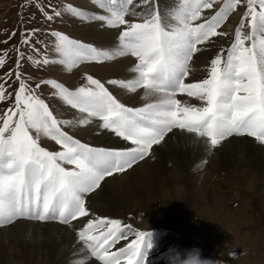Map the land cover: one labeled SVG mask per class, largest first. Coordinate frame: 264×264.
<instances>
[{
    "label": "snow or ice",
    "instance_id": "1",
    "mask_svg": "<svg viewBox=\"0 0 264 264\" xmlns=\"http://www.w3.org/2000/svg\"><path fill=\"white\" fill-rule=\"evenodd\" d=\"M106 15L89 16L67 5L66 11L85 21L102 22V27L122 28L118 46L98 49L52 31L59 63L68 70L82 62L113 60L131 56L135 63L129 80H108L107 84L135 92L143 88L154 102L132 108L121 103L105 83L85 74L87 83L75 90L54 79L40 80L35 87L19 72L24 53L17 49L14 103L0 115V226L18 219L55 220L70 224L92 215L85 195L98 189L115 173H123L150 155L174 129L205 138L215 148L232 136H248L264 145V0H224L214 14L216 0H176L162 12L159 0H96ZM39 7V5H37ZM244 8L234 29L230 46L221 48L210 61L207 77L186 82L193 56L216 38L229 37L221 31L229 13ZM140 9V11H137ZM47 21L61 15H49ZM129 15L135 17L129 20ZM39 29H25L22 45H30ZM16 32H12L14 37ZM7 43V41H4ZM38 51V49H37ZM7 52L0 55L5 64ZM28 60L35 66L57 62L47 56ZM11 77L12 72L6 74ZM48 85L80 118L59 119L37 93ZM184 94L199 104L177 99ZM10 94L0 84V101ZM93 119L100 127L130 142L126 149L93 147L64 131L73 123L85 126ZM41 137L50 138L59 151L42 147ZM135 238L124 247L119 242ZM150 232L135 230L119 219L93 216L77 231L78 241L100 264H145L151 247ZM76 264H83L77 261Z\"/></svg>",
    "mask_w": 264,
    "mask_h": 264
},
{
    "label": "rangeland",
    "instance_id": "2",
    "mask_svg": "<svg viewBox=\"0 0 264 264\" xmlns=\"http://www.w3.org/2000/svg\"><path fill=\"white\" fill-rule=\"evenodd\" d=\"M85 1L95 5L97 13H94L96 15L107 14L98 7L96 0ZM217 1L218 0H216V6L219 2L221 3L224 0ZM136 2L139 3V0H136ZM37 5H39V7ZM67 5L76 7V5H73L72 0H0V55L7 52L5 64L0 66V84H4L6 93L10 94L8 99L0 101V115L14 103L15 90L19 87V83L16 81L15 76L17 71V49L24 53L19 72L33 88L40 80L54 79L62 83L56 78V75L60 72H65L63 68H65L66 65L58 62L62 57L55 51V38L51 36L52 31H59L69 36L71 39L91 44L98 49H106V46L102 47V45L95 44L88 37L74 35L76 24L71 19V17L73 18L74 16L69 17V13L66 11ZM159 5L162 12H167L173 8L167 5L165 0H159ZM40 8H43L49 15H52L54 10L60 11L61 15L55 17L52 21H47L40 11ZM76 8L82 10L81 7ZM205 12L208 11L205 10L203 15H205ZM243 12L244 8L241 7L238 11L233 12L224 23H229L230 26L232 24L230 32L223 28L224 24L222 25L220 30L229 33V39L225 41V37H219L213 41L214 43L218 41V44H215L217 47L212 58L220 52L221 48L226 49L230 46L228 43L234 36V26L238 24L239 18ZM127 19L134 20L136 18L130 15ZM106 27L107 26H103V28ZM25 29H39L30 45H22L20 43L21 33H24ZM119 29L122 30V28L117 29L118 33L121 31H119ZM13 31L16 32L14 37L12 36ZM4 41H7V43H4ZM29 56L35 59H41L47 56L50 61L57 62L35 67L28 60ZM131 58L135 61V58ZM212 58L209 59V66ZM89 63L97 62H82L73 67L70 71H67V73L71 74V86L74 87L69 88V86L64 83L62 84L70 90H75L87 83L85 74L98 79L92 74L77 70V67ZM10 71L12 75L8 77L6 74ZM112 79L113 78L108 80ZM108 80L100 81L105 83L106 87H109L110 85L107 84ZM108 89L112 92L110 87ZM54 91L55 90L50 86L42 85L37 94L45 100V103L49 105L54 115L59 119L75 121L65 117L64 107L69 105H66L58 96L53 95ZM112 94L114 95L113 92ZM180 95L183 94H178L177 96L179 97ZM143 106L144 105L141 107ZM77 126L79 125L75 123L71 126H65L64 131L75 137ZM76 138L82 139L78 136H76ZM92 139H94V137L89 135L88 139L83 141L86 144L92 145L90 144L94 142ZM40 143L42 147L47 148L49 151L60 150V146L56 145L50 138L41 137ZM129 147L124 146V148L119 149H126ZM224 164L230 163L226 162ZM230 168L231 167H228V165L223 166L222 163L217 166L210 164L207 165L205 171L202 172L203 176L209 174V177L193 175L184 180L183 185L185 187V192L190 200H193V205L196 206L193 209L191 205L187 208V198H182L177 203L170 194L164 196L163 192L161 194V191H154L150 188L158 196V198H155L151 190L148 189L146 185H143L142 182V187L138 186V189L137 186H134L135 188L131 190L134 192V197L138 195L132 200L130 198L128 206H121L120 204L117 205L114 203L113 206H111L110 212L106 213L103 217L119 219L124 224H130L132 225L133 232H135V230H140L136 227L141 224H157V226H151L143 230L150 232L152 238L155 239L156 237V240L162 242L163 246L157 250V254L163 255V260L166 259V253L171 249L185 251L198 248L200 249L201 258L208 259L212 261L213 264H264V199L261 197V194H264V179L257 177L259 178L257 183L252 185L250 184L252 181L251 178L253 176V179H257L254 177L256 175L253 174L251 177L246 178L245 180L247 181L241 180L230 172ZM150 183L151 182H149V184ZM158 184L160 188H166L164 185L165 183L158 182ZM140 187L142 189H140ZM147 195L149 196V200L146 199ZM187 195L185 196L187 197ZM157 217L161 218L160 222L156 221ZM134 238L135 236L133 234L130 236L129 240H127L126 244L130 242V239ZM7 253L9 252L6 247L0 248V264L3 262V254ZM159 261L160 260H158V262ZM8 263L13 264L12 261ZM146 263L145 261V264Z\"/></svg>",
    "mask_w": 264,
    "mask_h": 264
},
{
    "label": "bare ground",
    "instance_id": "3",
    "mask_svg": "<svg viewBox=\"0 0 264 264\" xmlns=\"http://www.w3.org/2000/svg\"><path fill=\"white\" fill-rule=\"evenodd\" d=\"M72 1L73 5L81 7L82 11L89 16L96 15L94 13H97L95 5L85 0ZM165 2L172 7L176 4L175 0H165ZM139 10L137 9V11ZM70 16L73 15L69 13ZM71 19L76 24L74 35L88 37L95 44L102 45V47L106 46V49H113L118 46V28H103L101 26L102 22L95 20L85 21L76 17H71ZM231 26L226 23L223 28L230 32ZM224 39L228 41L229 37ZM215 44L217 45L218 41L205 46L201 52L193 57L190 65V75L186 82L191 83L207 77L209 59L212 58L217 47ZM134 63L135 61L130 56H123L101 63L84 64L77 67V70L92 74L102 81L111 78L129 80L135 76L131 71ZM63 70L65 72L58 73L56 78L69 88L74 87L71 86V74L67 73L70 70L67 67ZM109 87L117 99L129 107H141L156 99L155 96H146L143 88L131 92L115 85ZM177 99L199 104V101L184 94L177 96ZM64 108L65 117L73 120L80 118L81 114L76 109L70 106ZM100 124L101 121L93 119L88 125L77 126L75 135L82 138V140H87L88 136L91 135L94 137L92 139L94 142L90 144L104 148L133 147L131 143H126L111 131L101 129ZM226 162L230 164H224ZM221 163L223 166L228 165V167H231L230 172L241 180H245L253 174L256 175L255 178L261 177L264 179V145L248 136H232L223 141L221 145L210 148L205 138H199L193 133L175 129L166 135L161 144L153 147L148 157L140 160L123 173H115L110 177H106L98 189L85 195L86 206L92 214L89 217L79 218L67 225L55 220L41 222L18 219L11 224L0 226V248L6 247L9 252L3 254L2 264H10L9 261H12L13 264H76L77 261H82L83 264H100L90 256V253L86 251L87 249L83 247L77 238V231L87 223L88 219L93 218V216L103 217L110 212L114 203L128 206L130 198L132 200L138 195H135V193L134 197V192L131 190L135 188L134 186L139 189L138 186H141L142 182L148 189L161 191V194L163 192L164 196L170 194L177 203L182 198H187V208L191 205L193 209L196 206L193 205V200H190L185 192L184 180L193 175L203 176L202 172L205 171L207 165L217 166ZM209 176L207 174L203 177ZM258 179H253L252 176L250 184L255 185ZM149 182L151 183L149 184ZM158 182L165 183L166 188H160ZM141 187L140 189H142ZM151 193L154 194L155 198H158L152 190ZM148 197L147 195L146 199L149 200ZM261 197L264 199V194H261ZM160 220V217L156 218L157 222H160ZM151 226H157V224H141L136 228L143 230ZM126 242L127 240L121 241L115 247H124ZM149 242L151 247L146 250V264H166L163 255L157 254V250L163 246L162 242L156 240V237L155 239L152 238L151 235ZM158 260L160 261L158 262Z\"/></svg>",
    "mask_w": 264,
    "mask_h": 264
},
{
    "label": "clouds",
    "instance_id": "4",
    "mask_svg": "<svg viewBox=\"0 0 264 264\" xmlns=\"http://www.w3.org/2000/svg\"><path fill=\"white\" fill-rule=\"evenodd\" d=\"M166 264H213L208 259H202L200 249L180 251L171 249L166 253Z\"/></svg>",
    "mask_w": 264,
    "mask_h": 264
}]
</instances>
